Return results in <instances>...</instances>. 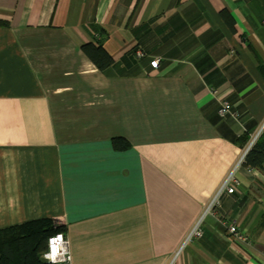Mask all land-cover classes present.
Instances as JSON below:
<instances>
[{
    "label": "crops",
    "instance_id": "0c3cea01",
    "mask_svg": "<svg viewBox=\"0 0 264 264\" xmlns=\"http://www.w3.org/2000/svg\"><path fill=\"white\" fill-rule=\"evenodd\" d=\"M0 21V229L50 218L68 264H264V174L238 164L264 130V0H0Z\"/></svg>",
    "mask_w": 264,
    "mask_h": 264
},
{
    "label": "trees",
    "instance_id": "16d2710c",
    "mask_svg": "<svg viewBox=\"0 0 264 264\" xmlns=\"http://www.w3.org/2000/svg\"><path fill=\"white\" fill-rule=\"evenodd\" d=\"M221 15L231 26L226 12L221 11ZM6 24L0 21V26ZM81 50L99 70L114 65L100 41L84 43ZM246 140L244 136L243 142ZM112 145L114 149H123L128 143L124 138L116 137L112 139ZM243 164L264 174V130L246 152ZM64 230V226H54L50 218L33 219L0 229V264H52L40 258V255L46 249L48 238L56 233L63 234Z\"/></svg>",
    "mask_w": 264,
    "mask_h": 264
},
{
    "label": "built area",
    "instance_id": "2783aa9c",
    "mask_svg": "<svg viewBox=\"0 0 264 264\" xmlns=\"http://www.w3.org/2000/svg\"><path fill=\"white\" fill-rule=\"evenodd\" d=\"M158 61H159L158 58H153L152 60H150L149 64L151 67L156 68ZM218 114L220 116H224L226 114L235 116L237 113L234 110L233 106L228 101L223 100L220 102V106L218 108ZM262 128H264V122L262 124ZM258 135L259 132L256 133L254 136H252L250 142L243 149L241 156L238 160V164L243 163L246 152L252 146ZM232 172L233 170L228 174V176L225 178L223 183L219 186L217 191L214 193V195L205 205L198 220L191 229L187 239H190L191 237H199L202 234L201 221L203 220V217L206 214H211L213 212L214 207L218 204L219 195L223 191H226L228 193L234 192L235 190L234 186L237 183V181L236 179L233 178ZM225 227H226V236L228 238H232L243 243L248 242L247 236L245 235L244 231L239 230L235 224L226 223ZM40 258L52 264H68L71 260V254L69 252V241L67 236H65L62 233H56L55 235L49 237L47 240L46 249L41 253Z\"/></svg>",
    "mask_w": 264,
    "mask_h": 264
}]
</instances>
